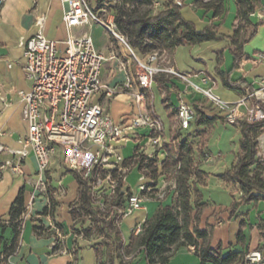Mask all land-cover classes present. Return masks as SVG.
<instances>
[{
	"label": "crops",
	"instance_id": "crops-1",
	"mask_svg": "<svg viewBox=\"0 0 264 264\" xmlns=\"http://www.w3.org/2000/svg\"><path fill=\"white\" fill-rule=\"evenodd\" d=\"M182 1L184 6L181 14L186 21L192 23L198 31L216 26L218 33L225 38L176 48L170 55L172 66L183 73L208 74L213 81L214 93L231 103H237L252 91L257 92L261 82H264V63L258 62L259 55L264 53V0H261L260 9L251 15L257 31L244 45V56L237 65L228 39L233 36L238 24L236 0H225V12L220 16H215L213 10L198 7L195 0H175L177 3ZM65 8L64 0H4L0 12V220L9 223V210L21 190H24L26 207V220L21 229L18 248L6 264H81L82 253L86 250L94 251L96 264L107 263V247L102 245L100 248L97 245L101 239L93 244L87 239H77L71 235L75 226L81 228L80 224L75 225L71 209L79 200L80 183L77 174L65 166L62 147L41 176L33 149L25 144L28 124L23 118V103L19 92L30 91L33 82L24 71V44L37 31L36 16L44 14L45 36L58 41L63 51L69 33L64 22ZM71 33L77 36L88 33L98 50L106 54L114 52L116 57L105 62L102 68L101 78L107 87L118 88L129 77L134 79L135 62L126 55L128 50L117 44L103 25L92 23L74 27ZM166 79L164 77L162 80ZM185 88L183 82L172 77L161 85L154 80L151 88L146 91V109L156 112L162 118L168 141L173 142L175 135L181 131L178 128L177 106L180 92ZM187 101L192 106L196 102L208 117H218L211 129L197 127L194 120L189 131H182L187 132L190 141L197 142L194 145L197 155L203 147L212 156L211 161L204 163L214 164L203 187L205 190L213 189L214 192L210 193V199L203 192L208 207L201 214L197 225L201 230L211 231V247L223 255L258 249L264 243V199L244 205L232 215V189L218 178L237 160L242 138L240 128L237 124L226 122L203 95L189 94ZM94 102L102 105L116 122L132 116L138 110L127 92L109 96L104 90L94 98ZM256 102L264 104V91L239 107L238 114L244 115L247 107ZM197 131L204 133L197 137ZM136 146L135 141L123 146L121 152L126 160L133 156ZM173 150H177V147ZM23 151L27 152L26 156L22 155ZM258 156L264 158V133L259 137ZM16 166L20 171L14 170ZM41 177L46 188L39 185ZM173 200L174 194L163 201L162 205H170ZM53 203L55 208H52ZM145 215L149 219L154 215L149 211V206L147 212L139 211L127 218L123 226L133 228ZM54 226L61 228L64 234V240L55 251L54 244L58 236ZM242 230L246 238L244 247L237 242ZM121 232L123 236L122 228ZM5 236L11 241L13 234L10 229ZM123 239L126 242L129 240L124 236ZM59 249L69 253L61 254ZM145 261V253L139 251L132 264H146ZM166 264H200L196 246L174 249Z\"/></svg>",
	"mask_w": 264,
	"mask_h": 264
},
{
	"label": "built area",
	"instance_id": "built-area-1",
	"mask_svg": "<svg viewBox=\"0 0 264 264\" xmlns=\"http://www.w3.org/2000/svg\"><path fill=\"white\" fill-rule=\"evenodd\" d=\"M3 2L0 0V12ZM64 3V22L69 32L64 50L60 49L58 41L45 36L44 14L36 16L37 31L24 44V71L33 82L30 91L19 92L23 103V118L28 124L25 144L33 149L41 176L49 167L57 147H62L64 164L83 181L91 208L97 217L121 229L124 221L136 212H147L148 203H162L177 193V172L163 174L164 162L170 156L168 148H175L176 144L166 139L162 118L156 112L146 109V91L151 88L154 76L164 73L186 85L180 92L177 106L178 128L182 131H189L196 117L194 107L187 101L188 95L193 93L207 98L230 124H238L240 120L249 123L264 121L262 102L249 105L244 115L238 114L239 107L264 91V82H261L257 92L249 93L237 103L228 102L214 93L213 81L208 74L176 70L166 51L154 50L138 55L126 36L118 32L113 12L103 21L92 11L88 0H64ZM158 5V2L155 3L156 7ZM107 7L103 6L104 11ZM92 23L103 25L120 40L129 49L135 62L134 79L129 77L118 88L107 87L101 78L103 65L116 57L114 52L106 54L98 50L88 33L80 36L71 33L74 27ZM258 62L264 63V53L259 55ZM104 90L109 96L127 92L138 110L132 116L116 122L102 105L94 102V98ZM131 141H135L137 146L133 156L126 160L121 149ZM22 155L26 156L27 152L23 151ZM203 160L209 162L212 156L207 153ZM137 168L140 172L139 184L133 189L128 184V176ZM14 170L20 171L18 166ZM39 185L46 188L42 177ZM76 212L81 214L76 224L86 219L87 230L96 233L97 227L91 222L92 213L84 215L79 205ZM148 219L145 215L137 221L132 234L141 235ZM25 220L24 213L20 229ZM54 229L58 236L55 250L64 240V234L58 226H54ZM85 232L83 228H73L71 235L85 239ZM123 241V263L132 264L140 250L126 253V241ZM58 252L69 253L62 249ZM244 264H264V252L259 249L249 250Z\"/></svg>",
	"mask_w": 264,
	"mask_h": 264
},
{
	"label": "trees",
	"instance_id": "trees-1",
	"mask_svg": "<svg viewBox=\"0 0 264 264\" xmlns=\"http://www.w3.org/2000/svg\"><path fill=\"white\" fill-rule=\"evenodd\" d=\"M106 1L109 3V9L114 13L118 32L125 35L130 46L141 55L161 50L166 51L170 57L172 52L182 45H195L225 38L218 33L216 26L198 31L192 23L186 21L181 14L183 1L177 3L175 0H98L102 5ZM157 2L159 5L156 7ZM195 4L206 10H213L215 16H220L225 12V0H195ZM236 4L238 24L233 36L228 39L237 65L244 56V45L256 34L257 26L252 23L251 15L260 9L261 0H236ZM164 77L167 79L162 80ZM171 78L164 73L154 76V80L160 82V85ZM262 106L264 108V104ZM193 107L196 112V126L213 128L218 117H208L196 102ZM237 125L242 133L237 160L228 170L218 175V178L232 189L234 200L231 206L232 215L240 207L264 199V158L261 159L258 156L259 137L264 133V121L249 123L240 120ZM201 133L204 132H200L199 135ZM199 135L196 134L197 137ZM189 137L187 132H182V130L175 135L177 150L168 148L170 156L163 166L164 175L171 171L177 172L178 186L173 203L162 205L147 220L141 235L131 234L126 242L125 252L133 253L140 250L145 253L148 264H166L174 249L195 245L200 264L244 263L248 251L223 255L219 250L211 247V231L201 230L197 225L201 214L208 207L202 191L206 185L208 173L202 169L201 164L207 153L201 147L197 155L194 150L197 142L190 141ZM178 166L180 167L177 168ZM77 178L80 183V197L71 208L75 225L76 219L81 216L76 212L79 205L84 215L92 213L91 222L97 227L95 234L100 237V244L108 249L106 264H118V260L123 263L121 249L124 239L121 229L97 217L96 212L91 208L86 186L78 175ZM52 208H55L54 203ZM25 210L24 190H21L9 210V223L6 224L0 220V264H6L18 248L21 235L20 221ZM78 224L86 231V238L93 235L87 230L86 219ZM8 229L13 234L11 241L5 236ZM74 229L79 228L75 226ZM245 240L242 230L237 237V242L244 247ZM258 249L264 252V243Z\"/></svg>",
	"mask_w": 264,
	"mask_h": 264
},
{
	"label": "rangeland",
	"instance_id": "rangeland-1",
	"mask_svg": "<svg viewBox=\"0 0 264 264\" xmlns=\"http://www.w3.org/2000/svg\"><path fill=\"white\" fill-rule=\"evenodd\" d=\"M89 2V5L92 9V11L99 15L100 18L103 20V21H106L107 17L112 14V11L109 9V3L106 1L103 5L101 3L98 2V0H88ZM107 5V9L104 11L103 9V6ZM94 6H96L94 8ZM98 11V12H97ZM105 28V27H104ZM105 31L111 36V38L113 37L114 40L116 41L117 44H121L126 50H128V53L126 52V55L131 59L133 60L132 56H131V53L129 51V49L120 41L118 40L111 32H109L106 28H105ZM134 62V60H133ZM200 134V131H197V135ZM61 152V147H58L57 148V153L52 155L51 157V160L55 157V156H58L57 154ZM202 164V169L204 171H206L207 173H211L212 172V169L214 167V164L213 163H210V164H205L204 162H201ZM139 176H140V172L137 169H135L129 176H128V184L129 186H131L133 189H136L138 184H139ZM204 194L207 196V199L209 198L210 199V193H213L214 190L213 189H209V190H205V188H202ZM149 204V203H148ZM149 206V211L152 213V215L162 206V203L160 202H150V204L148 205ZM122 230H123V236L125 237V239H129L131 237V230L132 228L124 225L122 227ZM88 241H90V243H93V244H97L99 241H100V237L97 235V234H93V235H90L88 236V238H86ZM100 246V248H102L103 246L100 245V244H97ZM96 245V246H97ZM146 262V261H145ZM118 263L119 264H124L122 263L120 260H118ZM81 264H96V259H95V254H94V251L93 250H86V251H83L82 253V258H81ZM147 264V262H146Z\"/></svg>",
	"mask_w": 264,
	"mask_h": 264
}]
</instances>
